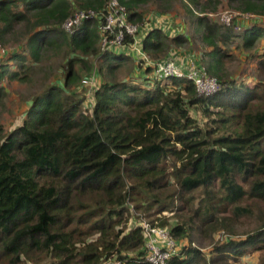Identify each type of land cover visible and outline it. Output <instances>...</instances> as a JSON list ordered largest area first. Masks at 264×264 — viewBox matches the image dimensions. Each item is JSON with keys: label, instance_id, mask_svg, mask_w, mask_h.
Segmentation results:
<instances>
[{"label": "trees", "instance_id": "obj_1", "mask_svg": "<svg viewBox=\"0 0 264 264\" xmlns=\"http://www.w3.org/2000/svg\"><path fill=\"white\" fill-rule=\"evenodd\" d=\"M119 1L145 27L153 9L173 2ZM186 1L216 92L201 94L187 78L157 80L120 49L102 53L110 0H0V43L19 45L0 62V103L5 83L29 81L43 51L68 49L63 84L47 83L0 136V264H151L147 223L188 241L167 264H239L255 252L264 264V80L226 75L240 32L245 49L264 38V0H227L240 11L224 26L192 7L214 11L223 0ZM79 9L98 15L63 28ZM190 41L154 27L143 48L171 58ZM129 61L141 73L118 78ZM96 62L90 89L82 80Z\"/></svg>", "mask_w": 264, "mask_h": 264}, {"label": "rangeland", "instance_id": "obj_2", "mask_svg": "<svg viewBox=\"0 0 264 264\" xmlns=\"http://www.w3.org/2000/svg\"><path fill=\"white\" fill-rule=\"evenodd\" d=\"M205 3V0L202 1ZM186 0H173L171 9L163 12L160 8H155L150 15L152 24L157 27L164 28V32L170 29V33L173 36L177 34H185L190 37L191 41L188 44L183 45L181 48L173 47L171 52L172 59L180 62L181 64L187 63L190 60L200 61V56L205 49L204 42L195 31V22L189 13L187 12L185 4ZM188 4V3H187ZM194 13L196 15H205V13L215 22L224 26L221 19L223 14L232 11L238 13L240 10L237 5L229 4L227 0H223L218 8L214 11H203L201 8L192 5ZM157 9V10H156ZM150 11V12H152ZM242 19L243 16H241ZM240 19V17H239ZM152 26V25H151ZM171 26V27H170ZM242 27V26H241ZM239 31H243V28ZM165 32V33H166ZM233 43V55L226 60V75L229 78H242L251 82H258L264 80V68H260V60L264 59V38L256 44V47L245 49L242 44V34ZM25 37L21 38L22 42H25ZM6 46L9 51L14 48H19L17 42H10ZM143 48V46H141ZM67 46L64 47H49L42 52V58L40 62H35L33 65L32 73L29 81L21 82L18 80L5 83L6 91L4 100L0 103V136H4L13 127L21 124L23 114L27 109V103L32 97L41 93L47 83L60 82L63 84L64 68L68 58ZM13 69L15 65H11ZM99 63L96 62L94 71L97 72ZM259 66V68H258ZM138 65L135 62L129 61L125 67L118 71V78L124 79L127 76H135L139 74ZM131 78V77H129ZM81 90L78 89V92ZM89 91V90H88ZM173 223L176 219L171 220ZM218 236L216 240H218ZM180 248L184 246L188 241L185 239H178ZM195 246L200 247L204 251L208 252L211 248L206 241L197 240L193 243ZM260 252H255L249 256H245L239 264H257Z\"/></svg>", "mask_w": 264, "mask_h": 264}, {"label": "built area", "instance_id": "obj_3", "mask_svg": "<svg viewBox=\"0 0 264 264\" xmlns=\"http://www.w3.org/2000/svg\"><path fill=\"white\" fill-rule=\"evenodd\" d=\"M239 14L232 11L226 12L222 16V23L230 25L233 15ZM96 11L93 10H76L69 16L62 27L68 31L80 25L85 19L96 18ZM244 19L249 20L254 15L250 13L240 14ZM152 25V26H151ZM157 27L150 23L145 27L144 25L129 21L128 9L119 0H110L105 13H103V20L100 25L102 30V38L100 41L102 53L108 50L120 49L126 54H136L137 60H142L143 69L152 68L154 78L163 80L170 77L187 78L195 82L199 93L209 94L216 92L220 88V82L211 76L207 68L196 60H190L181 64L171 58L154 59L144 51L143 40L145 33L151 28ZM160 28V27H159ZM242 27L238 25L237 31ZM9 49L0 43V62L4 59ZM96 71H93L89 76L84 77L82 84L88 86L90 89L96 85ZM147 235L146 242V257L151 264H167L171 257L180 249L179 242L174 238L168 229L159 226L145 224ZM119 264L120 262H115Z\"/></svg>", "mask_w": 264, "mask_h": 264}, {"label": "crops", "instance_id": "obj_4", "mask_svg": "<svg viewBox=\"0 0 264 264\" xmlns=\"http://www.w3.org/2000/svg\"><path fill=\"white\" fill-rule=\"evenodd\" d=\"M171 27V26H170ZM163 30H164V28H163ZM170 29H168L167 30V32H166V34H168L170 37H173V35L172 34H169L170 33ZM177 35H179V34H177ZM177 35H175V36H177ZM129 56H131L133 59H135L136 58V54H128ZM200 63V62H199ZM139 71H140V69H139ZM139 73H141V72H139ZM136 75H139V74H136Z\"/></svg>", "mask_w": 264, "mask_h": 264}]
</instances>
